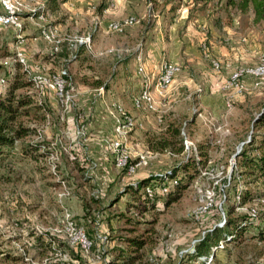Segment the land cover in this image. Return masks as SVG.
Returning <instances> with one entry per match:
<instances>
[{
	"label": "rangeland",
	"instance_id": "obj_1",
	"mask_svg": "<svg viewBox=\"0 0 264 264\" xmlns=\"http://www.w3.org/2000/svg\"><path fill=\"white\" fill-rule=\"evenodd\" d=\"M12 1L20 7L16 24L19 20L20 26L0 24V64L3 68L0 70V88H4L5 78L17 72L19 67L23 80L31 81L32 85L17 93L29 92L49 110L56 99L50 93L40 91L42 79L61 75L67 85L71 83L68 69L54 74L66 68L54 70L46 62L56 58L63 43L70 46L64 40L66 36L89 35L92 44L106 45L98 53L99 59L87 56L88 60L92 63L108 58L110 63L113 58L119 60L123 65V76L131 77L127 85L138 87L130 91L131 96L143 87L144 76L151 80L155 78L160 61L178 65L179 71L170 84L166 104L158 105L159 111L136 109L132 105L139 110L141 117L138 120L120 103L111 105L109 113L113 125L116 122L111 112L118 113L115 105H120L137 123L128 134L134 171L129 169L130 175L125 176V170H120L114 163L113 147H108L115 181H105L107 186L102 183L106 191H101L100 185L90 180L98 174L96 164L84 156H76L68 144L61 143L60 137L64 133H59L57 128L61 130L66 123V113H62L61 119L55 115L50 119L47 116L50 124L44 127L45 120L38 123L39 129L44 123L42 132L40 129L39 135L31 138L49 142L48 157L35 163L22 157L17 149L0 159V264H108L116 249L125 247L124 237L132 227L126 217L152 221L150 238H145L147 244L138 252L139 260L135 264H195L196 241L216 226H222L230 208L234 207V215L247 214L251 223L259 221L262 224V214L259 220L258 215L264 212V183L240 176L236 155L250 138V120L264 104V77L243 76L240 81H243L244 89L238 87L239 83L236 87L229 84L237 71L264 64V21L256 23L252 13H240L233 8L215 11L212 4L207 10L189 17V6L185 1L171 12L168 11L170 5L164 0H53L52 7L47 4L49 0ZM2 6L0 0V14ZM36 7L42 9V18L32 15ZM112 22H117L112 24L113 27L124 28L114 31L109 28ZM43 28L57 29L62 42L58 44V52L42 37ZM149 44L160 48L161 53L156 61H151V67L146 66L144 52ZM18 50L24 55L26 66L17 59L21 54H17ZM139 53L144 72L136 68ZM139 60L141 62V58ZM214 62H219L222 69H215ZM37 67L41 72L36 74L40 77L34 74ZM227 79L229 82L225 86ZM254 79L258 86L254 85ZM106 83L105 88L115 85L110 80ZM65 93L70 98L56 103L63 111L76 108L72 88L67 90L66 86ZM70 93L73 94L72 103ZM76 118L78 123L70 121L71 131L80 141L85 134V118ZM22 120L33 122L32 118ZM52 125L48 141L44 135H47L46 128ZM171 127L180 133L172 138L171 150L160 149L163 137L167 136L166 130ZM78 130L84 134H78ZM132 131L138 138L135 147L130 145ZM114 135L112 132L109 141ZM151 135L152 146L158 149L149 148L147 137ZM181 143L186 152L176 149ZM198 144L207 146V157L204 164L198 166L197 176L180 199L168 205L157 201L154 210L145 212L137 208L134 204L143 203L126 193L125 184L141 177L163 174L189 158L198 160L201 157ZM149 151L153 157L146 165L141 167L142 162H133L135 156ZM245 186L262 196L244 199ZM192 214L201 216L195 218ZM257 230L255 227L247 229L239 236L238 244L226 246L215 255L211 264H264V241L256 236ZM72 231L76 237L88 238L89 250L69 242L68 238H74ZM39 233L50 234L63 244L54 246L53 250L50 246L49 249L37 246L35 234ZM10 256L22 260L13 261Z\"/></svg>",
	"mask_w": 264,
	"mask_h": 264
},
{
	"label": "trees",
	"instance_id": "obj_2",
	"mask_svg": "<svg viewBox=\"0 0 264 264\" xmlns=\"http://www.w3.org/2000/svg\"><path fill=\"white\" fill-rule=\"evenodd\" d=\"M51 1L53 0H49L47 3L50 7L55 4V1H53L54 4ZM184 1L188 2L189 17L207 10L212 4L215 11L233 8L240 13H252L253 21L256 23L264 21V0H164V3L170 5L168 11L171 12L179 8ZM65 48L73 59H78L82 50V46L72 48L63 43L61 50L57 54L61 53ZM119 62V60L113 58L115 65L119 64ZM128 62H125V64ZM61 67H65L67 70L66 66ZM1 69L3 68L0 64ZM22 74L19 72L18 67L17 72L5 78L4 88H0V159L7 157L18 149L22 157L38 163L50 154V150H47L49 142L31 138L39 135L38 123L46 119L49 107L45 108L29 92L27 94L17 93L18 90L27 88L30 84L32 85L31 81L23 80ZM101 82L98 85L105 87L107 81ZM71 83L67 85V90L72 88ZM31 118L33 119L32 123H26L22 120ZM250 124V138L243 143L241 150L236 155L239 175H245L253 178L254 181L264 183V104L252 117ZM136 129L138 128L134 130ZM166 131L167 136L166 138L163 137V144L160 149L171 150L169 148L173 145L172 138L176 137L180 130L171 127L167 128ZM152 137L153 135L147 137L149 148L158 149V147L152 146ZM182 145L181 143L176 149L179 151L183 150L184 147ZM198 148L201 156L198 160L189 158L179 164V166L169 169L163 174L141 177L135 182L126 183V190L124 189L126 193L131 194L134 199L143 203L142 205H134L145 212L154 210L157 201L162 202L163 205H168L180 199L182 192L191 185L192 180L197 176L198 166L203 165L207 157V146L198 144ZM171 184L172 187H170ZM148 190L152 191V196H149ZM242 195L244 199L262 196L258 192L249 190L246 186ZM261 214L263 218L262 224H259V221L251 223L249 215H234V207L230 208L226 213V222L222 226H216L206 233L205 239L197 244L193 256L194 263L196 264L197 257L204 255V252L208 254L210 248L219 240L235 238L230 244H238L241 239L239 236L251 227L258 229L256 236L259 240L264 241V212L259 213L258 220L261 218ZM126 221L132 227L128 229V235L124 237L126 238L123 240L125 247L117 248L115 255L111 257L112 259L108 261V264H135L139 260L138 252L147 244L145 238H150L149 235H151L152 231L150 223L152 221H139L131 217H126ZM37 246H44L49 249V243L39 238L37 239ZM10 259L13 261L22 260L21 257L17 256H10Z\"/></svg>",
	"mask_w": 264,
	"mask_h": 264
},
{
	"label": "crops",
	"instance_id": "obj_3",
	"mask_svg": "<svg viewBox=\"0 0 264 264\" xmlns=\"http://www.w3.org/2000/svg\"><path fill=\"white\" fill-rule=\"evenodd\" d=\"M37 8L38 7H36L35 10H32V15H34L36 18H39V17L42 18V16H40L41 15L40 12L42 11V9H37ZM3 9L4 8L2 6V10ZM38 10H39L38 14L34 13V11H38ZM0 15H2V13ZM113 23H117V22H112L109 25L112 26ZM19 26H20V22L18 20V25H16L15 27H19ZM50 30H57V29L50 28ZM41 35H42V31H41ZM104 47H107V46L94 43L92 44L91 50L89 51L84 46H82V50L78 56V59L71 58L70 54L68 53V50L65 48V50H63L61 53L55 56L56 57L55 59L51 58L50 60L46 61L50 66L53 67L54 70L60 68L61 66H66L67 69L70 71L71 82L75 81L74 82L75 86L72 87V90L74 91L73 94H74V100H75V102L73 101V103L74 105H76V108L71 107L72 108L71 110L68 109L66 111H63L59 107V105L56 103V101H53L54 106L49 110V112L47 113V116H49V119H50L51 116L55 115L57 119H61L63 118L62 113H66L65 115L66 123L61 126V130L60 128H57V131H59V133H64V135L60 137V140H62L61 143L64 145L68 144V146L71 147L73 151L76 153V156L77 155L84 156V158H87L88 160H92L96 164L97 167L95 169L96 171H98L99 175L94 174L95 178H90V180L97 183V185L99 184L101 187L99 189H101V191H106L105 190L106 188L104 186L103 187L101 186L102 183L105 184L106 183L105 181H108V180H109L108 182L115 181L114 169L110 167L112 156H111L110 151L108 150V147L111 148V143L113 142L115 143V141L122 142V144H124V147H126L127 150H130L131 156H132L133 155L132 149L130 148L128 144V134L136 126V123H137L136 120L130 114L126 113L121 108L120 105H115V107L118 109V113L111 112L116 122V124L114 123L113 125V119L111 118V115L109 113V111L112 108L111 105L113 103H120L126 111L134 115L139 120L141 116L139 114V110L135 109L136 108V106H134L135 101L138 99L137 97L140 98L145 92L149 91V92H152L151 95H152L154 104L148 105L144 103L143 109H147L148 111H151V112L159 111L158 105H160V103L165 105L166 99H162V92L159 91L158 86H157V78L160 74V70H161L163 63L167 62V61H160L157 74L153 80H151L148 76H144L143 87L133 96H131L130 91H133V88L138 89V87H136V85L135 87L127 85V83L130 82L128 80L131 77L130 75L123 76V74L121 73L122 66H123L122 63L115 65L113 62L112 63L108 62L110 61L109 58L106 61L98 60L96 61V63H92L90 62L92 60H88L87 56H90L93 58L97 57L99 59L100 57L98 56V53L100 51H103L105 49ZM159 49L160 48H157L154 44H149L144 49L145 56H147V60L145 59L146 64H147L146 66L151 67L152 62L156 61L159 58L158 55L159 54L161 55V53L159 52L160 51ZM18 52H21V51L18 50L17 54ZM19 55L21 56V54ZM140 58H141V62L139 60ZM136 62H137L136 68H138V71L144 72V67H143L144 63H143V59L140 53L136 55ZM128 67H130V63L128 64ZM77 68L79 69L78 71H77ZM63 71L67 72L66 69H62L61 71L55 74H59ZM110 71H111V74H106ZM40 72L41 71L39 70V68H36V73H40ZM34 74H32V76ZM46 79L48 78H44L42 80L48 83ZM108 80H110L111 83L113 82L112 84H115V85H112L108 88H105L103 85H98L100 84L101 81L103 82V81H108ZM68 83H69V80H68ZM119 83L121 85L118 87ZM254 85L255 86L259 85L257 80H256V83L254 82ZM169 91L170 89L167 92H165V98L168 95ZM131 101H133L132 104H131ZM132 105L135 108H133ZM77 116H79V118L80 117L85 118V120L83 121L84 122L83 127L85 129V134L80 139V141H77L76 133L74 134V131H71L72 124L70 123L71 120H73L75 123H78L79 120H77L76 118ZM126 117L132 118L133 122H135V125H132L130 127V131L128 129L127 137H121L119 135L120 133L119 126L125 123ZM45 122H46L45 125L44 123L41 125H44V127H47L50 124L48 123V118L45 119ZM41 125H40L41 127L40 129L42 132ZM52 127L53 125L46 128L48 131H47V135H44V138L47 140L50 138L49 131H52ZM112 132H114L115 135L113 136L114 138L110 139L109 141V137L110 135H112ZM40 134L42 136V133ZM137 139H138L137 136H135L132 132L130 135V145L132 144L131 147H135V145H138V143H136ZM186 150L187 149H185L184 147V152H186ZM141 156H143L144 160H146L145 162H142L141 167H143L144 165L147 164L148 160L153 157V154L150 151L145 154L144 153L138 154L133 159V162L134 163L139 162V158ZM125 176H127L126 173H125ZM92 177H93V174H92ZM117 179H119V177ZM107 185L108 184L106 183V186ZM108 190H110V188ZM35 235H36L35 236L36 243H37L38 238L41 240H44L45 242L49 243V246L51 248L53 247L52 250L54 249V246L63 244L60 240H57L55 237H53L50 234L39 233Z\"/></svg>",
	"mask_w": 264,
	"mask_h": 264
},
{
	"label": "bare ground",
	"instance_id": "obj_4",
	"mask_svg": "<svg viewBox=\"0 0 264 264\" xmlns=\"http://www.w3.org/2000/svg\"><path fill=\"white\" fill-rule=\"evenodd\" d=\"M1 1H2V5L4 7V10H6V13L11 17V22H3V25H9V26L10 25H16L17 24V19H18V17H20L19 14L21 12L19 5L16 4L12 0H1ZM33 10H35V9H33ZM38 12H39V10L38 11H34V13H37V14H38ZM0 17H2V15ZM123 28L124 27H122L120 25H115L112 29L114 31H121ZM41 31H42V36L50 43V45L53 44L54 51L58 52L59 51L58 44L61 42V38H58L57 30H50V29H47V28H43ZM64 40L68 42L70 47L71 46H73V47L84 46L89 51L91 50V44H92L91 42L92 41H91L89 35H86V36H73L72 38H70L69 36H66L64 38ZM213 66H214L215 69H219V68L222 67V66L220 67L219 62H214ZM162 67H163L162 68V73H161V75H160V77H159V79L157 81L158 82V85H157L158 89L160 87V81L162 80L163 74L166 73L167 64H165ZM178 71H179V68H178ZM245 75H251V76L257 77V78H263L264 77V64L262 66H260V67L255 68V69H242L240 71H237L231 78V82L229 84L230 87H236L238 85V83H239V76H240V80H241L243 78V76H245ZM38 77H40V76L38 75ZM57 77H59L58 78V85H60V87H59V95H60V97H59L58 101H60V99L66 98V97L70 98L69 94L65 93L67 82H66V80L64 79L63 76H61V75L55 76L53 79H50V80H49L50 77H48V79H46V80L48 81V83H53L54 81H56ZM228 82H229V80H228ZM239 88H243V87H239ZM168 90H169V88L165 89V91H164V99H165V92H167ZM151 93L152 92L147 91L142 96L140 95L141 96L140 98L137 97L138 99L135 101V105H134V106H136V109H142L144 103H146L148 105L154 104L153 103L154 101H153ZM132 125H135V122H133L132 118L126 117L125 123L119 126V130H120L119 135L121 137H127L128 129L130 131V127ZM186 143H187V140H186ZM122 145L123 146H116V151H115V143L111 145L113 147V149H112L113 153L115 151V159H122L123 158V155H124V144H122ZM130 157H131V152H130ZM131 160H132V158H131ZM141 162H145V161H140V163ZM129 169H131V171H134L133 168H127V173L128 174H129ZM148 194H149V196H152V191L148 190ZM221 209H222V206H221ZM222 217H223V210H222ZM222 217H221V219H222ZM75 236H76V233H75Z\"/></svg>",
	"mask_w": 264,
	"mask_h": 264
},
{
	"label": "built area",
	"instance_id": "obj_5",
	"mask_svg": "<svg viewBox=\"0 0 264 264\" xmlns=\"http://www.w3.org/2000/svg\"><path fill=\"white\" fill-rule=\"evenodd\" d=\"M3 22H11V17L6 13V10L2 11V17H0V24L3 25ZM109 26H110L109 27L110 29L113 28V26H111V25H109ZM17 58L21 62L22 65H26L27 62H26L22 52H21V56L17 57ZM178 68H179L178 65L171 63V62H167V70H166V73L163 74L162 80L160 81V87H159V90H161V92H162V99H164L165 89L170 88V84H171L175 74L178 72ZM34 72H35V76H38L36 74V69ZM58 78L59 77H57L56 81H54L53 83H46L44 80H42V89L40 90L41 92L43 91V92L50 93V95H52L56 99V102L60 97V95H59L60 85H58ZM228 80L229 79H227L226 84L228 83ZM254 81L256 82V79H254ZM238 87H243V89L245 87L243 81H240V76H239ZM70 95H71V103H72L73 94L70 93ZM71 103H70V106H71ZM77 133L80 135H83L84 131L78 130ZM111 139H113V138H111ZM116 146H123L122 142L115 141V151H116ZM115 151L113 153V158H114V163H115L116 167L121 169V170H125V172L127 174V168H132L131 167L130 150H126V148L124 147V155H123L122 159H115ZM139 161H146V160H144V157L141 156L139 158ZM220 211H221L220 216L222 217V209ZM193 216L195 218H198L201 215H193ZM70 233L74 235V238H68V240L71 244H73L75 246H79L84 250L90 249L91 244H90L88 238L76 237L74 231H72ZM204 239L205 238H200L196 241V243H200ZM234 239L235 238H225V239L219 240L216 244H214L210 248V251L208 254L201 255V256L197 257L196 264H211V262H213V260H214L215 255L217 253L221 252L222 250H224L226 248V246H228L230 243H232V241Z\"/></svg>",
	"mask_w": 264,
	"mask_h": 264
}]
</instances>
